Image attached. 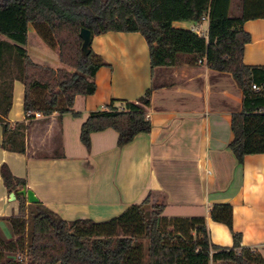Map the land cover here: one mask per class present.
Returning <instances> with one entry per match:
<instances>
[{
	"label": "trees",
	"instance_id": "trees-1",
	"mask_svg": "<svg viewBox=\"0 0 264 264\" xmlns=\"http://www.w3.org/2000/svg\"><path fill=\"white\" fill-rule=\"evenodd\" d=\"M230 5L231 0H0V65L8 60L16 68L10 73L11 92L3 94L0 106L2 148L25 154L26 123L34 119L15 125L7 121L16 81L25 87L26 115H64L71 112L77 96L95 94L96 74L108 64L92 48L88 57L82 55L80 32L87 29L94 36L140 33L149 48L152 70L197 66L205 59L211 69L232 74L244 99L242 112L232 117L229 147L240 164L248 155L264 154V67L243 62L251 42L244 25L264 19V0H242L240 17H230ZM206 15L207 36L173 26L200 23ZM30 24L71 71L41 67L30 59L25 49ZM151 94L150 89L137 102L123 101L122 110L114 108L113 101L106 111L92 113L82 127V143L89 149L91 134L108 128L118 133L119 146L149 133ZM1 175L10 193L26 187L25 180L15 177L7 165ZM18 200L19 215L0 219L10 224L16 238L7 241L0 233V264H264L261 254L236 250L241 235L233 232L230 204L214 205L210 211L214 222L233 232V248H223L211 243L206 218L165 217L164 202L153 201V194L103 223L68 222L39 202L29 206L34 209L30 230L25 216L29 207L22 196Z\"/></svg>",
	"mask_w": 264,
	"mask_h": 264
},
{
	"label": "crops",
	"instance_id": "crops-1",
	"mask_svg": "<svg viewBox=\"0 0 264 264\" xmlns=\"http://www.w3.org/2000/svg\"><path fill=\"white\" fill-rule=\"evenodd\" d=\"M229 15H242V0H231ZM173 26L207 36L209 21ZM244 29L251 36L244 64L264 67V19L248 21ZM25 49L41 67L66 68L32 24ZM92 50L108 66L96 74L95 94L77 96L67 114L26 123L25 87L14 83L7 121L27 124L26 153L2 148L0 126V219L18 216L20 210L18 197L10 200L2 179L1 168L7 165L65 221L107 222L153 194V201L164 202L165 217L206 218L215 246L233 248L235 232L241 235L238 252L252 250L264 257V154L248 155L240 164L229 147L232 117L242 112L244 99L233 75L199 64L152 70L140 33L94 36ZM150 89L149 133L119 146L118 133L108 128L91 134L89 149L82 143V127L92 113L106 111L113 101L122 110L123 101L137 102ZM222 204L233 207V232L210 218L212 207Z\"/></svg>",
	"mask_w": 264,
	"mask_h": 264
},
{
	"label": "rangeland",
	"instance_id": "rangeland-1",
	"mask_svg": "<svg viewBox=\"0 0 264 264\" xmlns=\"http://www.w3.org/2000/svg\"><path fill=\"white\" fill-rule=\"evenodd\" d=\"M15 69H16L15 66L13 64L9 63L8 60H7V63L0 65V106L2 104L3 94L5 92L8 94L11 92V89H10V86L8 85V83L10 82V73L13 72ZM66 69L71 71L70 68L66 67ZM33 212H34L33 208H31V207L27 208V213L25 214V216L28 218V226H27L28 230L31 229V216H32ZM0 233H1V235H3V237L7 241H12V240L16 239L14 237V235L12 234L11 227H10V224L8 222H0ZM141 241L146 243V241H144V240H141ZM15 257L19 260V258L17 256H15ZM22 257H23V260H26V258L24 256H22ZM21 261H22V259H21Z\"/></svg>",
	"mask_w": 264,
	"mask_h": 264
},
{
	"label": "water",
	"instance_id": "water-1",
	"mask_svg": "<svg viewBox=\"0 0 264 264\" xmlns=\"http://www.w3.org/2000/svg\"><path fill=\"white\" fill-rule=\"evenodd\" d=\"M80 38L82 39L81 53L84 57H88L91 52L94 35L90 30L82 29L80 32ZM18 196L25 197L29 204H38L40 202L34 191L26 187H23L17 192L11 193L10 200L15 201Z\"/></svg>",
	"mask_w": 264,
	"mask_h": 264
},
{
	"label": "built area",
	"instance_id": "built-area-1",
	"mask_svg": "<svg viewBox=\"0 0 264 264\" xmlns=\"http://www.w3.org/2000/svg\"><path fill=\"white\" fill-rule=\"evenodd\" d=\"M204 21H209V17H208V15H206V16H204V17L202 18L201 22H204ZM200 33H201V32H200ZM198 34H199V33H198ZM199 35L203 36L202 33L199 34ZM198 64H199V65H207V62H206L205 59H203V60H200V61L198 62ZM252 89H253L254 91L259 90V88H258L256 85H253V86H252ZM41 116H42V115H41L40 113L27 114V115H26V119H27V118H31V117H33V118H40ZM19 260L21 261V259H19Z\"/></svg>",
	"mask_w": 264,
	"mask_h": 264
}]
</instances>
